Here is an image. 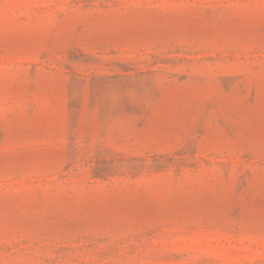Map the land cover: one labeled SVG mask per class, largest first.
I'll list each match as a JSON object with an SVG mask.
<instances>
[{
	"label": "rangeland",
	"instance_id": "1",
	"mask_svg": "<svg viewBox=\"0 0 264 264\" xmlns=\"http://www.w3.org/2000/svg\"><path fill=\"white\" fill-rule=\"evenodd\" d=\"M0 264H264V0H0Z\"/></svg>",
	"mask_w": 264,
	"mask_h": 264
}]
</instances>
